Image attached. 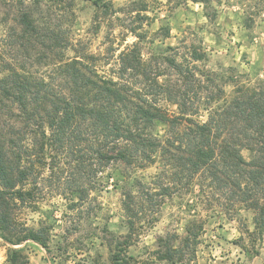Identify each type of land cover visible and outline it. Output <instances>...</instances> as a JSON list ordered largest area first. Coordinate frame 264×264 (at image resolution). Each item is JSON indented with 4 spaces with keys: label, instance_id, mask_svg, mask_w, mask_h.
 <instances>
[{
    "label": "trees",
    "instance_id": "1",
    "mask_svg": "<svg viewBox=\"0 0 264 264\" xmlns=\"http://www.w3.org/2000/svg\"><path fill=\"white\" fill-rule=\"evenodd\" d=\"M6 2L16 24L7 27L2 42L25 51L41 36L47 59L63 60L38 75L0 52V234L6 243L33 241L47 248L48 228L20 225L16 218L19 208L38 207L43 183L64 180L73 196L69 209L81 211L89 192L103 186L98 174L115 167L128 176L153 166L157 172L148 183L134 178L128 185L129 178H122L130 233L111 264H131L124 253L135 225L155 224L165 200L193 185L207 198L223 200L226 211H250L255 232L264 231V81L244 80L232 69L201 68L206 54L193 44L183 45L182 53L169 48V54L143 59L138 28L131 31L136 41L103 72L83 62L92 57L66 59L56 52L67 49L68 41L59 31L39 35L27 0ZM102 8L111 11V5ZM0 25L8 26L5 20ZM62 158L72 161L70 172L57 168ZM196 229H187L182 239L159 240L158 260L181 262L202 225ZM8 263L27 259L11 249Z\"/></svg>",
    "mask_w": 264,
    "mask_h": 264
},
{
    "label": "rangeland",
    "instance_id": "2",
    "mask_svg": "<svg viewBox=\"0 0 264 264\" xmlns=\"http://www.w3.org/2000/svg\"><path fill=\"white\" fill-rule=\"evenodd\" d=\"M200 1L203 0H27L26 7L39 35L59 31L68 41L67 49L61 46L56 52L66 59L92 57L83 62L103 72L112 67L113 57L136 41L131 31L138 28L135 33L144 37L143 59L169 54V48L182 53L183 45L193 44L206 54L201 68L215 72L232 69L244 80L264 81V0ZM5 2L0 0V20L8 25H0L1 55L8 61H24L33 72L44 75L51 69L50 64L63 60L47 59L49 50L41 36L25 51L18 45L9 49L2 40L7 27H15L16 23L13 7ZM104 4L111 5L112 12L104 11ZM242 155L248 159L247 152ZM57 168L70 172L72 161L62 158ZM156 172L157 166H153L128 176L121 167L106 168L98 174L103 186L89 192L90 200L81 211L69 209L68 199L73 196L68 194L64 180L43 183L38 207L19 208L16 218L20 225L48 228L47 248L33 241L11 246L0 234V264H9L11 249L20 252L27 264H111L130 233L121 207L122 178H129L128 185L134 178L148 183ZM47 175L45 167L42 177L46 179ZM83 185H89L88 179ZM229 211L223 200L207 198L193 185L190 192L183 190L165 200L155 215V224L135 225L124 254L132 258L131 264H173L158 260V241L172 236L182 239L188 236L187 229L196 231L202 225L197 244L185 249L181 262L176 260L174 264H264V231L255 232L250 211ZM179 239L175 246H179Z\"/></svg>",
    "mask_w": 264,
    "mask_h": 264
}]
</instances>
